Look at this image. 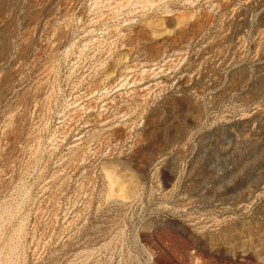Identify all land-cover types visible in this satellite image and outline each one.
<instances>
[{
  "label": "rangeland",
  "instance_id": "obj_1",
  "mask_svg": "<svg viewBox=\"0 0 264 264\" xmlns=\"http://www.w3.org/2000/svg\"><path fill=\"white\" fill-rule=\"evenodd\" d=\"M0 264H264V0H0Z\"/></svg>",
  "mask_w": 264,
  "mask_h": 264
}]
</instances>
